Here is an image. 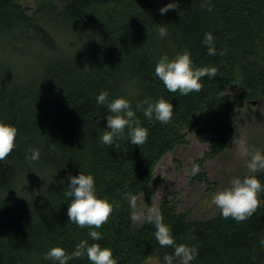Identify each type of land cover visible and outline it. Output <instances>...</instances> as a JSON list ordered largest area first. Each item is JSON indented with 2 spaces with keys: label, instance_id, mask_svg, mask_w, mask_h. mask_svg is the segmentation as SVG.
<instances>
[{
  "label": "trees",
  "instance_id": "1",
  "mask_svg": "<svg viewBox=\"0 0 264 264\" xmlns=\"http://www.w3.org/2000/svg\"><path fill=\"white\" fill-rule=\"evenodd\" d=\"M22 1L0 0V39L10 41L7 46L13 51L18 42L35 43L44 56L37 58L42 59L40 70L30 76L17 74L10 61L0 57V121L18 129L16 149L0 161V264H55L44 259L52 247L70 254L81 240L112 249L118 264H143L149 257L163 261L174 249L160 247L154 225L145 222L135 229L121 193L149 202L160 184L153 178L155 167L176 146L187 143L185 130L199 124L209 148L198 164L228 149L235 134L234 111L245 101L264 99V0H210L211 12L201 7L206 0H170L164 7L178 2L179 8L164 15L142 0H68L59 13L62 20L88 25L85 30L98 37L70 55L60 51ZM109 6L114 10L106 18L99 11ZM159 25H167L164 39L158 35ZM208 32L217 50L211 56L202 45ZM185 50L194 67L218 71L215 78L201 79V92L182 96L165 88L155 66L161 57L173 59ZM235 84L239 92L227 94ZM104 90L109 100L124 97L131 102L149 132L142 149L131 144L127 129L125 138L111 147L100 141L110 114L97 104ZM160 98L173 104L168 124L155 117L149 121L136 108L145 99ZM30 147L40 150L39 161L25 159ZM81 172L94 176L99 198L120 204L108 223L93 229L102 235L98 241L90 238V229L79 228L67 216L68 177ZM19 184H31L32 190L22 191ZM260 199L264 201V193ZM159 208L176 243L197 250L192 264H264V204L242 223L221 214L191 222L170 200ZM69 264L91 262L84 257Z\"/></svg>",
  "mask_w": 264,
  "mask_h": 264
},
{
  "label": "clouds",
  "instance_id": "2",
  "mask_svg": "<svg viewBox=\"0 0 264 264\" xmlns=\"http://www.w3.org/2000/svg\"><path fill=\"white\" fill-rule=\"evenodd\" d=\"M202 8L211 12L210 0L201 4ZM179 8L178 2L167 4L159 9L164 15L169 10ZM158 35L164 39L168 35L167 25H159ZM215 40L211 32L205 33L202 45L207 47L208 55H215L217 50L214 46ZM215 67H194L191 54L185 50L178 53L173 59L167 55L161 57L155 66V76L164 84L171 93L179 92L182 96H187L192 92H201L203 84L200 82L205 76L215 78L217 76ZM97 104L106 107L107 130L99 137L100 141L108 146H113L118 139L127 138L131 144L142 146L147 142L149 132L147 128L141 126L136 112L132 109L131 102L124 98L109 100V92L101 91L97 97ZM136 108L143 111L149 121L155 120L163 124H168L174 114L173 104L160 98L156 102L145 99L137 103ZM18 129L11 124L0 121V161H4L15 149ZM234 147L238 157L245 160V167L248 175L243 178L234 177L229 182V186L216 191L212 195L211 204L220 210L223 218H232L237 223H242L251 218L264 204L260 196L264 193V183L257 178V173L264 172V150L255 146H250L244 139H233ZM41 152L38 148L30 147L25 155V159L32 162L39 161ZM200 171L198 164H193L190 175L195 176ZM70 185L65 189L64 196L70 199L67 209L69 222L79 228H88L89 236L93 241L102 239L99 231L103 225L110 221L114 211L120 207L118 201L110 202L107 198L101 199L97 196L95 178L91 174L80 173L78 176H69ZM63 183V181H61ZM121 198L129 203L131 221L136 223L147 222L154 225L155 239L160 247H171L174 254H165L164 264H192L196 259L197 250L187 244H177L172 234L171 228L164 222L163 214L156 205L146 211L138 208L137 196L131 192L121 193ZM264 246V238L260 240ZM87 257L91 264H118L114 258L113 250L102 247L99 243L89 244L88 240H81L75 249L69 254L62 247H52L44 256V259L51 260L55 264H69L74 259ZM150 259V258H149Z\"/></svg>",
  "mask_w": 264,
  "mask_h": 264
},
{
  "label": "rangeland",
  "instance_id": "3",
  "mask_svg": "<svg viewBox=\"0 0 264 264\" xmlns=\"http://www.w3.org/2000/svg\"><path fill=\"white\" fill-rule=\"evenodd\" d=\"M142 0L145 6L153 11L159 12L170 0ZM68 0H23L28 15L37 20L54 38L65 55L74 54L79 49L85 48L98 38L88 32V25L79 21H63L59 13L64 11ZM102 7L99 13L106 18L113 13L112 8ZM90 28V27H88ZM93 30V29H92ZM94 41V42H95ZM6 42V43H5ZM10 43L0 39V57L10 61L13 70L24 76H30L33 72H38L41 68L44 49L35 43L25 44L18 42L15 51L7 46ZM96 43V42H95ZM3 49H7L4 55ZM13 61V62H12ZM44 61V60H43ZM235 88L229 89L227 94L239 92L238 84ZM256 101V104L253 103ZM235 134L231 139L227 150L216 158L204 160L202 166L198 164L209 148L207 133L201 131L202 124L185 130L187 143L180 144L175 149L166 154L157 164L154 170V179H160L152 200L147 202L144 197L137 199L138 208L145 211L153 205L160 206L165 200L176 203L179 213L187 214L188 220L198 221L215 217L220 210L211 204L212 195L225 187L234 177L243 178L248 175L245 167V160L238 157L234 147L233 139H244L250 146H255L264 150V99L261 101H245L242 108L233 113ZM193 164L200 166L197 174H206L204 180L192 179L190 175ZM257 178L261 180L262 172L257 173ZM22 191L30 193L31 184L18 185ZM37 191V188H36ZM177 196V197H176ZM143 223L134 224L135 229H140ZM150 258V259H149ZM143 264H164L159 257H149ZM178 264V262H177Z\"/></svg>",
  "mask_w": 264,
  "mask_h": 264
},
{
  "label": "water",
  "instance_id": "4",
  "mask_svg": "<svg viewBox=\"0 0 264 264\" xmlns=\"http://www.w3.org/2000/svg\"><path fill=\"white\" fill-rule=\"evenodd\" d=\"M147 2L150 4V1H149V0H147ZM150 5H151V4H150ZM151 6H152V5H151ZM253 103L256 104V101H253Z\"/></svg>",
  "mask_w": 264,
  "mask_h": 264
},
{
  "label": "bare ground",
  "instance_id": "5",
  "mask_svg": "<svg viewBox=\"0 0 264 264\" xmlns=\"http://www.w3.org/2000/svg\"><path fill=\"white\" fill-rule=\"evenodd\" d=\"M231 114V113H230ZM236 125V124H235ZM177 197V196H176ZM152 200V199H151Z\"/></svg>",
  "mask_w": 264,
  "mask_h": 264
}]
</instances>
